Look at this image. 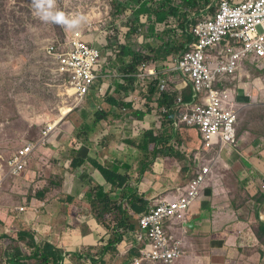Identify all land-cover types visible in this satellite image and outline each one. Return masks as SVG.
Returning a JSON list of instances; mask_svg holds the SVG:
<instances>
[{
	"label": "crops",
	"instance_id": "1",
	"mask_svg": "<svg viewBox=\"0 0 264 264\" xmlns=\"http://www.w3.org/2000/svg\"><path fill=\"white\" fill-rule=\"evenodd\" d=\"M216 1L219 2L220 0ZM242 1L244 0H229L233 4ZM162 24H157V27L164 26ZM161 30L164 29H157V33ZM94 46L98 47V44ZM224 46L221 45L210 51L211 58H221L218 55L223 52ZM242 62L246 71L243 77L238 78L235 82L232 78L227 79L226 76H219L218 81L215 84L213 83L214 89L225 88L230 90L232 100L235 99L234 104L236 103V106L233 109L238 111L237 126H235L239 140L235 146L216 147L214 145L213 147H216V150L211 161H203L201 156L204 150L203 141L199 131L193 128L186 129L188 131V144H174L171 145L170 149L160 147L162 154L155 160L139 158L140 161L136 158L137 154L130 146H123L126 149L124 152H121V148L118 149L120 147L118 143L119 135L123 133L125 139H131L130 136L126 135L131 131L133 136L137 135L135 131L137 121L133 123L134 127L129 129H124L125 127L117 129L118 125H115L116 122L112 121L113 126H102L103 129L99 132L87 131L86 144L90 149L89 156L95 151H100L101 147L105 148L106 151L109 150V155H97V160L101 165L110 167L111 162L126 165L125 161L124 163L120 161L126 159L129 161V169L132 170V168L138 167L141 170L146 164V171L137 184L139 194L146 198L149 196L150 199L156 200L159 194L161 195L160 198L176 197L178 195L177 190L179 191L184 187L183 182L182 185L178 184L179 176L184 181L185 171L188 170L191 171L190 177H196L202 166L210 164L211 174L206 181L208 183H205L202 190L201 196L203 195V199L195 202L184 214L183 219L174 221L171 226L173 232L178 231L180 234L177 240L182 242L180 250L183 253L173 264H264V237H262V240L258 236L259 224L264 223V61L250 54ZM178 78L181 81L180 89L183 87L189 89L191 86L195 93L190 81H188V84L181 75ZM114 94H119V92L115 91ZM198 94L196 99L192 92L182 90L183 99L190 96V100L187 101L197 104L200 96L198 103L205 105L207 91H198ZM102 95L106 96L105 93ZM102 95L99 97L105 101ZM100 104L104 106L105 102L100 100ZM83 108L85 111L81 112L80 116L76 115V118H78L81 125L91 127L92 110L89 111L87 103ZM117 110L116 113L121 116L122 112L119 111V108ZM117 114H114V116ZM114 116L112 119H114ZM110 118L111 115L106 117V119ZM144 118L146 119L141 122L138 121L142 132L147 133L159 126L156 117L145 115ZM65 130H69V128L65 126ZM156 130L164 132L165 136L168 134L161 127H157ZM181 130L179 132H182ZM169 132L172 133L171 130ZM175 135L176 132L174 131L172 136L175 138ZM56 149L57 147L37 148L35 154L33 153L31 164H39L38 159L41 153L50 156L51 151ZM30 167L33 171L24 172L21 176H18V180H10L8 190L3 192H1L3 184L9 177L2 183L0 200L4 202H0V211L3 213L0 218L8 223L5 227L12 225L16 230L18 225L13 222V219L21 215L16 211V208L25 207L26 198L30 197L31 193L34 194L35 190L54 185L50 175H47L43 168ZM87 168H91V166H87ZM3 169L6 171L5 167ZM39 171H42V176L39 175ZM174 171L177 172V176L172 174ZM80 172L84 174L82 182L77 183V185L82 184L80 187L88 186L92 181L100 186L107 184L103 176L95 169H85V171L82 169ZM125 172V169L120 170V173ZM154 179L157 182H154ZM176 179H178L177 182ZM146 181H148L150 187ZM69 183L72 184V182ZM32 185L33 188L30 191L29 188ZM105 189L110 190L111 188L105 187ZM216 194L225 195L227 199L223 202V196H217ZM11 197L19 200L17 203L7 202ZM46 199L48 202V198ZM37 201L34 198L31 200V203L37 209L32 214L35 220L32 222L31 228L43 237V241L51 243L56 248H62V251L67 254L64 259L65 264H74L72 256L74 252H78L80 248L86 250L88 247H95L103 236L104 231L96 222H93L90 209L85 204H83L80 220L76 219L75 223L70 224V227L64 230L60 226L52 227L51 231L45 234L43 228L46 219L42 216V206H40L41 208L37 207ZM57 204L56 201L54 206L45 208L48 210L49 225L52 224V221L57 222V219H55L57 216L58 219H61L60 214H63L59 211ZM8 208L11 213L7 211ZM25 211H28V207ZM179 221L181 225L178 224ZM80 223L86 225L80 228ZM219 241L223 242L220 243ZM126 242L123 253L129 252L128 249L133 246L138 247L139 250L146 246V244L139 245L140 243L133 242L132 238L129 237L126 238Z\"/></svg>",
	"mask_w": 264,
	"mask_h": 264
},
{
	"label": "rangeland",
	"instance_id": "2",
	"mask_svg": "<svg viewBox=\"0 0 264 264\" xmlns=\"http://www.w3.org/2000/svg\"><path fill=\"white\" fill-rule=\"evenodd\" d=\"M118 2L123 4L124 0H56L55 11L64 12L70 19L78 16L84 17L79 27L68 29L65 26L42 21L39 16L36 15L32 0H0V169L5 167L8 158L24 142L34 140L38 137L41 126L48 123L55 124L61 120L63 117L62 115L71 113L68 112V108L65 107L71 102L67 89L68 85L64 82L62 77L55 73L54 63L46 54V47L52 42L58 44L63 43L64 40L66 42V37L71 32L80 31L83 32L85 36H90L93 40L92 44H98L105 48L106 51L104 55L109 56L111 53L107 50L106 42L114 37H119L121 43H124L126 40L125 36L128 35L129 29L135 24V22L132 21V15L130 19L122 16V18L118 17L116 19L117 21H115L114 15L118 13L115 7ZM175 3L177 2L175 1ZM142 23L143 25L141 26V31L137 33V38L143 36V41L140 44H136L135 50L146 51V55L150 58H147L143 62L149 64L160 63L162 59L157 58V53H155V51L160 42L165 39L166 35H162L163 38H161L159 42V39H156V35L152 36L149 34V29L147 30L148 22L142 21ZM158 34H162V30L159 31ZM133 37L132 39L135 40L136 37ZM153 43L155 44L154 46L152 45ZM232 45H234V43H232ZM238 48L239 46H235V49ZM120 56L122 57L121 53L118 55L117 60L110 61L109 68H115L118 62L121 65L123 61L129 60V58H120ZM221 58L224 59V55H222ZM245 72V66L243 62H241L233 76L224 77L227 79L232 78L236 82L238 78L245 75ZM217 78H219V75L216 76L214 84L218 81ZM95 84L98 83L96 82ZM150 89L151 86H149L146 91L139 88L138 91H136V95L138 94L137 105L140 108H145V110L151 114L155 106L151 104L152 96L149 92ZM189 90L190 88L187 89V91ZM108 92L109 88L106 86V96ZM145 98L146 102H144ZM199 101L200 98L198 99V102ZM86 103L89 107V111L95 107L91 99L87 100ZM113 112L115 113L118 111L115 110ZM153 114L157 115L156 113ZM76 115L77 114H72L66 120H69L75 127H78L79 120L76 118ZM125 117L126 116L123 117V121H125ZM120 125L123 126L122 124ZM128 125H131V122H128ZM63 127L65 128V126ZM133 127L132 124L131 128ZM135 127L136 136H133L132 131L128 134L126 133V135L131 137V139L127 140L128 143L123 140L121 141V139L125 138L124 136H118V143L120 144L118 149L121 148V152H124L126 149L123 146H130L134 149V152L137 154L136 158L139 160V158H143L141 153L147 151L149 138L144 135V132L142 133L140 123L137 122ZM64 128H59L57 137H52L53 140H51L50 144H57ZM180 128L183 129V125H181ZM162 129L165 128L162 126ZM166 131L172 135V133L169 132V127ZM191 131L196 132L195 130ZM158 133H161V131ZM179 133H181V135L176 134L174 140L170 141V145H186L189 143L187 139L188 131L183 130ZM155 135L157 136V133ZM216 147H218V144ZM216 147L203 150V155H201L203 161H211ZM59 151L60 149H56L52 150L51 153L57 155ZM68 154L69 150L65 147V156L67 157ZM147 159L150 160V158ZM91 161L94 160L91 159ZM120 161L123 163L125 161V164L128 166V160L124 159ZM110 164V167H112L115 163L111 162ZM31 166L38 169L39 164H32ZM87 166H91V168H87ZM85 169H94V165L92 166L90 163L86 162L83 167L84 171ZM59 171H56L55 175L59 174ZM132 171L137 174L141 172L138 167L136 169L132 168ZM190 172L188 170L185 171L184 181L180 176L178 177L179 181L178 179L175 181H178L180 185H182L183 182V185L187 187L192 180ZM172 174L174 176L178 175L176 171ZM39 175L42 176V171H39ZM65 175L66 177H78L81 182L84 179V174L78 171H73L70 174L66 173ZM12 179L18 180L15 176L9 177L4 182L1 192L8 190L9 181ZM146 182L150 187L148 181ZM106 191L108 192L109 190ZM177 192L178 194L185 193L182 189L179 191L177 190ZM216 195L223 196V202L227 199L225 195ZM160 197L161 195L159 194L157 198L159 199ZM202 199L203 195L200 197V200ZM18 200L19 199L11 197L7 202L17 203ZM0 202L4 201L0 200ZM80 206L81 204L77 206V220L80 218ZM7 211L11 213L9 208ZM2 214V211H0V216ZM176 220H181L179 215L166 219L163 229L168 235L179 238L180 234L178 231L173 232L171 227ZM178 224L181 225V222L179 221ZM83 225L85 226L86 224L80 223V228L84 227ZM56 226L60 225L57 223ZM262 231L263 230H261V232ZM16 233L12 225L8 227L2 225V227H0V236L15 237ZM219 242L222 243L223 241ZM124 248L125 246L122 247V253ZM136 249L138 250V247H136ZM136 258H141V256H135L133 252H129L122 258L109 261L108 264H124L126 261L135 264Z\"/></svg>",
	"mask_w": 264,
	"mask_h": 264
},
{
	"label": "trees",
	"instance_id": "3",
	"mask_svg": "<svg viewBox=\"0 0 264 264\" xmlns=\"http://www.w3.org/2000/svg\"><path fill=\"white\" fill-rule=\"evenodd\" d=\"M176 0H124V3H116V13L114 15L115 21L118 17L124 16L130 19L132 18L135 22L134 26L129 29V33L126 37L124 43H121L119 37H114L107 41V46L112 48L113 53H121L122 57H129L130 62L124 63L122 71L124 73L136 74L138 73L139 66L147 58L145 51L135 50L137 43H142L143 36L137 38V33L140 32V28L143 25L141 21L142 16L147 15V21L151 26H149V34L155 36L156 27L159 23H166L169 25V20L172 19L174 22L169 25L168 28L162 32V35H166L165 39L161 41L158 34L156 36L159 39L160 44L157 46V58H162V60L168 58L170 55H179L181 51H187L188 46L192 44L194 39V34L192 32L194 25H196V20L193 14L199 13L200 7L203 4H208L209 0H180V2L175 3ZM139 6V8H135ZM123 11V12H122ZM155 34V35H154ZM133 36L136 37V39ZM138 78L136 76H131L127 78L123 85L118 84L117 88L126 95L133 92L136 89V83ZM146 91L147 88H142ZM156 88L151 85L150 93L154 97L156 95ZM180 94L177 91L169 90L167 93H162L159 98L155 101L151 100V104L155 106L157 110L165 107L171 109L174 106V102ZM188 96V95H187ZM186 98L185 100H190ZM113 105L120 106L122 103H118L114 99H109ZM146 102V98L144 99ZM130 106V104H126ZM97 112V111H96ZM95 112V113H96ZM102 112H97L99 114ZM173 112H171L172 114ZM135 116L139 119L144 117L143 112L135 111ZM165 118V117H164ZM168 119V120H166ZM165 121L168 125L174 122L171 118L170 113L166 115ZM163 122V127L166 126V122ZM183 128L188 129L186 125ZM172 129V127H171ZM81 132L72 133L66 135L64 139L60 140V146L70 147L69 151L73 153L74 158L71 163V167L74 171L80 173V168L86 162L90 163L96 168V170L103 176L107 182L106 187L112 188L110 192H106L102 185H97L95 181H92L90 185L82 186L75 185L73 180L60 179L58 182L54 183L52 186H46L43 191L35 194L38 199L42 198L45 204L42 207V216L46 219L45 227L43 232L48 234L52 227H55L58 223L62 230L70 227V224L76 222V212L77 206L81 203H86L90 211L100 226H102L107 231L108 239L101 240V248L99 249V254L102 259L103 264H107L108 260L113 261L118 258H122L120 255V243L122 242L123 236L129 231L137 230L139 226V217L143 213H146L152 207L157 205L155 199L147 198L140 195L138 188L135 187L136 182L139 181L138 178L134 176H142L146 171V164L140 170L139 174L134 173L127 165H119L118 163L113 164L112 167H105L98 164L96 161H91L89 158L85 159L82 155L81 149H73L72 147L81 138L86 143V138L82 137ZM144 135L148 136L149 144L147 151L142 154L143 159L150 158L156 159L162 154L160 147L171 148L170 141L172 137H166L164 135H155L153 131H148ZM128 143V141H127ZM150 151V152H149ZM78 154V156H76ZM93 163V164H92ZM121 169H125V173H120ZM157 182L156 179L153 180ZM69 182H72L70 184ZM121 190V202L117 203L116 207H112L111 196L114 190ZM30 197L27 198V200ZM34 198V196H32ZM48 198V202L47 199ZM57 201V207L59 211L63 214L61 219L58 216L55 218L57 222L52 221V224L48 223L47 207L54 206ZM25 206H30L25 203ZM33 209H28L20 213L18 218H14L13 222L18 225L16 226V236H0V264H61L62 261V250L51 245V243L43 241V237L39 233H35L31 228L32 222L35 220L33 218ZM5 220L0 218V227L2 225H7ZM62 226V227H61ZM260 231L258 236L264 237V223H260ZM22 227V228H21ZM60 230V229H59ZM261 230H263L261 232ZM263 235V236H262ZM263 240V239H262ZM43 244L41 245V242ZM264 242V240H263ZM77 253L73 261L75 264H85L86 259H91V263L95 262L92 252H86L84 255ZM108 258L107 261L104 257Z\"/></svg>",
	"mask_w": 264,
	"mask_h": 264
},
{
	"label": "clouds",
	"instance_id": "4",
	"mask_svg": "<svg viewBox=\"0 0 264 264\" xmlns=\"http://www.w3.org/2000/svg\"><path fill=\"white\" fill-rule=\"evenodd\" d=\"M176 1L180 2V0H176ZM204 1H206V0H204ZM246 1H248V0H244L241 3H244ZM207 2H209V3L203 4L202 7H200L199 13L197 12V14H193V17L196 20V25H194L193 30H192V32L194 34L195 41L188 46V50L187 51H181V53L179 55H175V56H173L174 54L170 55V56H168V58L162 60L160 63H150L149 64V63L143 62L139 66L138 73H136V74L121 72L123 64L130 62L129 57H127V58H129V60L123 61V63L121 65L118 62L117 66L115 68H109L110 61L111 60H117V57L120 53H113L112 48L107 46V42H106V46L108 48L107 50H109L111 54L109 56L104 55V52L106 51V49L103 48L101 45H98V47H95L94 46L95 44H92L93 40L90 38V36H85V34L83 32H80V31L71 32L66 37V42L64 40V42L61 44L54 43V42L49 43V45L46 47V54L54 63L55 73L57 75H59L60 77H62L64 79V82L68 85L67 89H68V94L71 98V102H70V104H68L65 107L68 108L67 109L68 112H71V113L68 115H62L63 117L61 118V120L55 124L48 123V124L41 126V128L39 129V135L36 139L24 142L19 148H17L12 153V155L8 158L7 162L5 163L6 171H4V169H0V191H1L2 183L6 178L11 177V176H15L18 178V176H21L26 171H30V170L33 171V169L30 166L32 165L31 164L32 156L35 154V150L37 148L44 149V148L57 147V149H60V151L57 155L51 154L50 156H46V155L41 153V155L38 159L39 167L43 168L44 172L47 175H50L53 184L58 182L60 179H62V180L63 179H66V180L71 179V180H74V183L76 185L78 182H80V179L78 177H73V176H67L66 177V175H65L66 173L70 174L74 171L73 168L71 167V163H72V160H73L75 155L71 154V152L69 151V154L66 157L65 156V148L60 146V140L64 139L66 137V135L81 132L82 137H85L86 141H87V131L88 130H93V131L99 132L103 129L102 126H105V125L106 126H113L114 124H112V121L114 123L116 122L115 125H118L117 129H120L121 127H123V128L125 127L124 129H129V128H131L134 121H137V122L140 121L141 122L142 120L146 119L144 117H143L144 119L143 118L142 119L137 118L135 116V111L143 112L144 116L150 115V116L156 117V119L159 122V126H157V127H161V129L163 126L162 123L165 121L166 115H168L170 113L171 118L173 119L174 122L170 126L165 121L166 126L163 127L165 129H162V130H167V128L169 127V129L172 131V133H174V131H175L176 134L181 135L179 133V130H181V128H180L181 125H183V126L186 125L189 128H195L199 131V133L201 135V138L203 141V149H205V150L206 149H208V150L212 149L213 146L217 145V144L220 147H222L224 145H234L235 146L239 140L237 133H236V128H235L236 142L234 144H221L219 142H215L212 145H210L209 147H207L206 142L204 141L203 136H202L199 128L195 127V126H188L187 124H185L181 121V113H182V110L185 109V107H182L181 104H178L179 99L182 100V104H189L191 106L203 105V104H200L198 102H197V104H193L194 102L190 103V102H188L182 98V90L187 91V88L183 87L182 89H180L181 81L179 80L178 76L181 75L183 77V75L180 72L175 71L173 69L174 63L177 59H180L181 56L184 55L185 53L194 51L196 49L197 45L199 44V39H200L196 33L197 27L201 23L207 24L208 22L213 21L216 18L217 14L220 12V9H221L220 8L221 7L220 1L217 2L216 0H209ZM230 3L234 6L240 4V3L233 4L232 2H230ZM32 4H33V7L35 9L36 15H38L39 18L44 22H50L53 24L65 26L68 29H74V28L79 27L81 25L82 21L84 20V17H82V16H78V17L70 19L65 15L64 12L55 11L54 9L56 6V0H32ZM135 8H139V6H135ZM140 19H141V21L146 22L147 21V15L142 16ZM173 22L174 21L172 19H170L169 25H171ZM159 24H162V23H159ZM162 25H164V26L156 27V36L158 34L157 29L160 28V29L165 30V28L169 27V25H167L166 23H164ZM149 26H150V24L148 22L147 30L149 29ZM140 31H141V28H140ZM75 32H80L81 36H82V40L87 45L99 49V51L101 53V58H100L101 70L98 73L99 76L94 81V83H92V85L88 88V91L86 92V94H84L83 96H79L77 94L75 87L70 83L71 77L69 76V73L64 72V71H60L59 68H60L61 62H60V59L56 57V54L62 55V57H63V54L68 49L69 40ZM158 35L160 37H163L162 34H158ZM215 42H218L217 45L205 49V55L210 56L209 55L210 51L217 49L221 45H225L224 46L225 51H223V53H220V55H218V56L224 55L225 58L223 60L226 61V59L227 60L229 59V54L227 51L228 48H231L234 52H241L242 56H241V59L237 63L238 66L242 62V60H244L247 56L246 54H243V52H242V47H241L242 45H240L237 41H235L231 37L230 33L224 34L219 41H215ZM232 43H234V45H232ZM235 46H239V48L235 49ZM50 47L53 48L52 53L48 52ZM145 53H146V51H145ZM120 58H122V57L120 56ZM123 58H125V57H123ZM212 59L216 60V59H222V58L214 57ZM263 65H264V62H263ZM234 74H232V75H219V76H233ZM110 75H116V76L111 77ZM131 76H136L138 78V81L135 84L136 89L133 92H130L129 95H126V94L122 93L120 91V89L117 88V85L118 84L123 85L125 80ZM183 78L187 81V83H188V81H190L186 77H183ZM96 82L98 84H95ZM151 85H154L156 90H157L156 95H154V97L151 95L152 101L157 100L162 93H167L169 90L177 91L180 94L177 97L176 101L174 102V106L171 109H167V108L163 107V108L157 110L155 108L152 110V113L150 114L148 111L145 110V108H140L137 105L138 104V102H137L138 94L136 95V91H138L139 88H141V89L144 87L148 88ZM162 85L166 86V88L164 90L161 89ZM106 86L109 88V92H108L107 96H103L102 94L105 93V87ZM101 88H102V90H101ZM193 88H194V86H193ZM213 88H214V86H213ZM215 90L216 91H228L230 94V97H231L232 108L236 106V103L234 104L235 99H234V101L232 100L230 90L225 89V88H218ZM115 91H118L119 94H114ZM203 91H206V90H203ZM149 92H150V90H149ZM188 92H192L196 96V99L198 98L199 94L196 92L194 93L191 86H190V90ZM100 95H102L105 98V101L103 98L99 97ZM199 98H200V96H199ZM206 98H207V96H206ZM89 99H91L92 104L95 106L92 108V111H91V114H92V122L90 123L91 127L89 125H87V127H85L84 125H81L80 123H79L78 127H75L72 122H70L69 120H66V119H68L72 114H77L78 116H80L81 112L85 111V109L83 107L86 103H84V102H86ZM109 99H114L118 103H122V105H120V106L113 105L111 102H109ZM100 100L102 102H105L104 106H103V104L102 105L100 104ZM205 102H206V100H205ZM125 103L130 104V106H126ZM118 108H119V111L122 112L121 116H119L116 112L115 113L111 112V111L117 110ZM96 111L102 112V114L101 113L97 114ZM171 112H173V113L171 114ZM153 113H156L157 115H154ZM114 114H117V115L114 116ZM109 115H111V118L106 119V117ZM237 115H238V111H237ZM113 116H114V119H112ZM124 116H126L124 119L125 121L122 120ZM166 120H168V119H166ZM128 122H131V125H128ZM120 124H122L123 126H121ZM63 126H67L69 128V130H65V128ZM126 126H127V128H126ZM171 127H172V129H171ZM59 128H64V129L62 131L61 136L59 137V139L57 141V144L56 143L50 144L51 140H53L52 137H57V132H58ZM156 128H153L152 131L156 132L159 135H161V134L164 135V132H162V131H161V133H158L156 131ZM183 129H185V128H183ZM121 135L124 136L123 133ZM166 137H172L171 141L174 140V137L172 135H170L169 133L167 134ZM121 140L127 142V140H129V139L123 138ZM169 146L171 147V145H169ZM67 148H68V150L70 149V147H67ZM72 148L73 149H81L82 155L85 159H87V158H89L90 160L93 159L98 164H100V163L97 160V155H100V154H104V155L108 154L109 155V150L106 151L105 148L101 147L100 151H95L94 153H92L91 156H89L90 149L86 143L84 144V140L81 138L75 143V145ZM76 156H78V154H76ZM152 160H155V159H152ZM115 163H117V162H115ZM118 164L123 165L120 163H118ZM18 165H20V169H17ZM84 166H85V164L81 166L80 170H82ZM205 168H208L209 171L207 174H205V179H204L202 186L199 189V195H198L197 199H195L186 209L180 210L174 215V216L179 215L180 218L183 219L184 214L189 210V208L195 202H197L200 199V196L202 194V190L205 186V183L208 180L209 175L211 174L210 164L202 166L201 171L196 175V177L191 176L192 180L189 182V185L187 187L184 186L181 188L182 190L185 191V193H180L176 197H168V196L165 198L162 197L156 202L157 205L155 207H152L146 213H143L142 215H140L139 226H138L137 230L129 231V232L125 233L123 236L122 242L120 243V250H119L121 256L124 257L129 252H133V254L135 256H137V255L141 256V258L135 259V264H173L177 259H179L182 256L183 253L180 250L182 242L177 240L178 238H175L172 235H168L163 229L164 222L166 220L165 219L162 222L161 228H162L165 236L170 240L171 248H173L178 243L177 247H178V250L180 252L179 256L173 258L172 261H170V262H165V261H160V260L152 261V260L147 259L146 254L153 250L154 243H153V240H152L148 230L144 229L142 227L141 220L145 215H148L149 213H151V211L153 209L158 207L161 204V202H163V201H174V200H177L178 198H180L182 196H186L189 193V189H190L191 184L200 175L204 174ZM94 169L96 170L95 167H94ZM134 169H136V168H134ZM56 171H59V174L55 175ZM134 177L139 179L141 176L139 177V175L138 176L135 175ZM139 182H140V179H139V181L136 182V185H135L136 188H138L137 184ZM105 187L106 186L102 185V188L105 189ZM32 188H33V185L29 188V190L32 191ZM111 189L108 192H110ZM40 191H43V189L41 188V189L35 190V193L34 194L31 193L30 198L28 200L26 198L27 204L30 205L27 207H28V209H33L32 210L33 213H35L37 211V209L31 203V200L33 199L32 196H34V199H36V201L38 200L37 201V203H38L37 207L38 208H41L40 206L43 207L46 204V203L45 204L43 203L44 201L42 198L38 199L39 197L35 196V194H37ZM105 191H106V189H105ZM114 193H115V195H113ZM113 194L111 196L112 207L116 206L117 203L121 202L122 191L120 189L118 191L114 190ZM83 204L87 205L86 203H81V206H80L81 212H80L79 220L81 219ZM24 206H25V204H24ZM87 207H88V209H90L88 205H87ZM25 210H26V206L16 208V211L21 212V213H23ZM90 215L92 217L93 222H96L99 225V223L96 220H94V217H93L91 211H90ZM168 219H170V218H168ZM99 227L104 231V234L101 237V239L99 240L98 244L95 247H88V248H86V250H83L85 248H80L78 250V252H74L72 254L73 258L77 253L81 254L79 256H82V255H84V253L90 251V252H92V255L94 256L95 262L91 263V259H86L84 263L85 264H103L102 263L103 257L100 256L99 249L101 248V245H102L101 240L106 238V236H107V231L102 226L99 225ZM127 237L132 238L133 242L135 241L136 243H140L139 245L146 244V246L142 247L140 250L139 249L137 250L136 247L133 246L132 248L130 247L128 249L129 252L122 253L121 249L123 246H126V244H127L126 238ZM107 239H108V237L106 238V240ZM58 249L62 250V248H58ZM65 257H67V254L64 251H62V258L63 259L61 261V264L66 263V262H64ZM104 260L105 261L108 260L107 256L104 257ZM107 262H109V260ZM124 264H131V262L126 261Z\"/></svg>",
	"mask_w": 264,
	"mask_h": 264
},
{
	"label": "built area",
	"instance_id": "5",
	"mask_svg": "<svg viewBox=\"0 0 264 264\" xmlns=\"http://www.w3.org/2000/svg\"><path fill=\"white\" fill-rule=\"evenodd\" d=\"M220 3L221 9L216 18L197 27L196 33L200 39L196 49L177 59L173 68L190 80L196 93L207 91L206 105L191 106L182 104L181 99L178 100V104L185 107L181 113V121L188 126L198 127L207 147L215 142L221 144L236 142L237 111L232 108L229 92L216 91L213 82L217 75L234 74L242 54L228 48V60H213L205 55V49L217 45L218 42L215 41L230 33L231 37L242 45L243 54H252L264 60V0H248L236 6L229 0H220ZM48 52L52 53L53 48L50 47ZM56 57L61 62L60 71L69 73L70 83L75 87L77 94L79 96L86 94L101 70L99 49L87 45L82 40L81 33L75 32L63 57L59 54H56ZM165 88V85L161 86L162 90ZM17 169H20V165ZM208 171L209 169L205 168L204 174L194 180L186 196L174 201H163L142 218V227L148 230L154 243L153 250L146 254L147 259L170 262L179 256L178 243L171 248L170 240L161 228L162 222L173 217L178 211L186 209L197 199Z\"/></svg>",
	"mask_w": 264,
	"mask_h": 264
}]
</instances>
